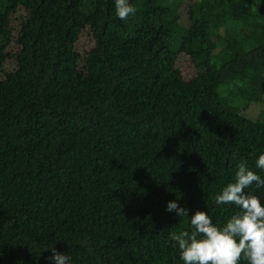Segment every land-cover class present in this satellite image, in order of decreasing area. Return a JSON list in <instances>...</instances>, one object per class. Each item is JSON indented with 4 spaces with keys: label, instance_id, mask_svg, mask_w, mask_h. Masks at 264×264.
<instances>
[{
    "label": "trees",
    "instance_id": "1",
    "mask_svg": "<svg viewBox=\"0 0 264 264\" xmlns=\"http://www.w3.org/2000/svg\"><path fill=\"white\" fill-rule=\"evenodd\" d=\"M128 2L0 0V264H184L167 203L264 179V0Z\"/></svg>",
    "mask_w": 264,
    "mask_h": 264
},
{
    "label": "clouds",
    "instance_id": "2",
    "mask_svg": "<svg viewBox=\"0 0 264 264\" xmlns=\"http://www.w3.org/2000/svg\"><path fill=\"white\" fill-rule=\"evenodd\" d=\"M116 15L124 20L135 9L128 0H115ZM255 166L264 170V153L255 161ZM253 184L264 187L262 179L242 161L236 166L234 182L228 183L215 194L216 205H235L239 208L222 226L215 225L209 215L196 211L191 217L186 208L169 201L166 211L178 217H188L191 230L170 233L169 239L178 248L184 264H239L244 259L248 264H264V205L260 199L245 191ZM55 264H68L70 257L53 250Z\"/></svg>",
    "mask_w": 264,
    "mask_h": 264
}]
</instances>
